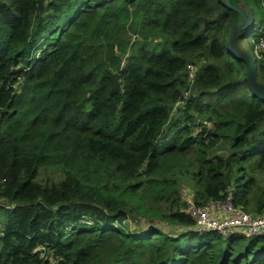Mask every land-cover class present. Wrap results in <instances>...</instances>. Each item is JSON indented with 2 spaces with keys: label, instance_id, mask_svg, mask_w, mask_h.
<instances>
[{
  "label": "trees",
  "instance_id": "trees-1",
  "mask_svg": "<svg viewBox=\"0 0 264 264\" xmlns=\"http://www.w3.org/2000/svg\"><path fill=\"white\" fill-rule=\"evenodd\" d=\"M247 6L245 36L264 35ZM236 13L223 0H0V264H264V234L194 228L179 188L264 211V102L227 50L234 24L221 30Z\"/></svg>",
  "mask_w": 264,
  "mask_h": 264
},
{
  "label": "built area",
  "instance_id": "built-area-1",
  "mask_svg": "<svg viewBox=\"0 0 264 264\" xmlns=\"http://www.w3.org/2000/svg\"><path fill=\"white\" fill-rule=\"evenodd\" d=\"M253 40L252 54L264 65V35L257 36ZM196 69V64H187L190 82L193 81ZM187 93L188 90L183 93V97ZM183 97L175 102V106L182 102ZM185 203V211L194 219V228L199 230H215L221 235H229L232 232L245 236L264 234V211L249 212L242 205L233 204L230 195L224 200H210L204 204L196 203L191 195L186 198Z\"/></svg>",
  "mask_w": 264,
  "mask_h": 264
},
{
  "label": "water",
  "instance_id": "water-1",
  "mask_svg": "<svg viewBox=\"0 0 264 264\" xmlns=\"http://www.w3.org/2000/svg\"><path fill=\"white\" fill-rule=\"evenodd\" d=\"M226 7L232 8L241 16L240 22L234 24L229 31L227 39V50L229 54L245 64V81L253 96L264 102V83L257 78L255 57L238 44V35L249 28L253 22L252 10L246 3L238 2L232 4L230 0H223ZM244 3V4H243Z\"/></svg>",
  "mask_w": 264,
  "mask_h": 264
},
{
  "label": "rangeland",
  "instance_id": "rangeland-1",
  "mask_svg": "<svg viewBox=\"0 0 264 264\" xmlns=\"http://www.w3.org/2000/svg\"><path fill=\"white\" fill-rule=\"evenodd\" d=\"M240 1L246 3V5H250L251 7H253V5H254L252 0H240ZM253 11H254L255 19L258 20V19L261 18L262 21H263V24H264V7H260V8L253 7ZM240 20H241V16L238 13L230 16L229 18H227L223 22L221 30L223 29V32L224 31L225 32L228 31L229 27H230V24H236V23L240 22ZM244 31L245 30L240 32V34L238 35V37H237L238 42H240L242 44L243 48L246 51L252 53L251 48H252V43L254 42V40L252 38H249L248 36H245ZM219 144H221V143H219ZM216 150H217L218 153H222V152L225 151V147L223 145H218L216 147ZM50 170L51 169H49V171ZM256 178H257V183L258 184L264 185V171L257 172L256 173ZM179 183H180L179 184V188L181 190V196H182V199L185 201L187 197L188 198L191 197V195L193 194V192H192L193 190H192L190 184H188L186 181L181 180ZM0 204H2V205L4 204L5 205L6 203L2 201V202H0ZM162 209L165 210V207L163 206ZM4 219H5L4 213H3L2 209L0 208V224H1V222L4 221ZM152 219H153L154 224H157V226L161 227L163 230L174 231L175 230L174 227H177L176 225H173V223L171 221L167 220L164 217L154 216V218H152ZM192 220H193V226H195L194 225L195 221H194L193 218H192ZM121 225H124V228H131V227H134L135 221H133L131 219H126L125 222H121Z\"/></svg>",
  "mask_w": 264,
  "mask_h": 264
},
{
  "label": "crops",
  "instance_id": "crops-1",
  "mask_svg": "<svg viewBox=\"0 0 264 264\" xmlns=\"http://www.w3.org/2000/svg\"><path fill=\"white\" fill-rule=\"evenodd\" d=\"M187 188V187H186Z\"/></svg>",
  "mask_w": 264,
  "mask_h": 264
}]
</instances>
